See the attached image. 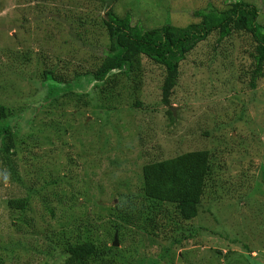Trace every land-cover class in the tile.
I'll use <instances>...</instances> for the list:
<instances>
[{"label":"rangeland","instance_id":"obj_1","mask_svg":"<svg viewBox=\"0 0 264 264\" xmlns=\"http://www.w3.org/2000/svg\"><path fill=\"white\" fill-rule=\"evenodd\" d=\"M235 1L117 0L114 10L144 30L168 22L188 29L202 21L201 12L229 9ZM243 1L256 8L264 35V0ZM101 6L102 0H0V103L14 108L11 125L19 143L25 141L14 159L20 180L0 170L5 264H53L68 241L101 240L110 249L116 233L118 252L106 264L112 258L115 264H226L215 251L229 249L234 257L264 264V77L256 89L249 87L253 34L238 33L220 46L214 35L197 46L181 64L173 106L176 119L182 111L186 120L172 123L158 103L162 70L144 63L145 113L133 106L122 73L116 71L109 91L101 92L94 88L99 82L86 76L107 38ZM47 73L52 79L44 83ZM54 78L67 94L47 107ZM196 148L212 150L217 168L203 198L207 205L184 222L185 230L173 235L169 218L151 236L139 227L141 218L131 224L118 218L116 207L141 192L145 163ZM12 199H29L28 206L10 209ZM192 226L209 230L169 249Z\"/></svg>","mask_w":264,"mask_h":264},{"label":"trees","instance_id":"obj_2","mask_svg":"<svg viewBox=\"0 0 264 264\" xmlns=\"http://www.w3.org/2000/svg\"><path fill=\"white\" fill-rule=\"evenodd\" d=\"M116 1L102 0L103 7H101L104 14L101 16L103 18L101 25L107 38L106 42L100 46L101 56L94 71L86 73V76L101 83L94 85V88L100 89V92L101 90L109 91L108 87L116 71L122 73L126 78L123 85L130 84L132 98L135 101L133 106L143 110V113L148 112L150 107L147 105L149 104L146 105L144 99L140 98L143 89L147 86L145 81L148 76L145 72L148 70H144V63H146L151 66L150 70L163 71L161 81H157L160 92L158 103L165 106L164 112L167 117L172 123H179L180 118L184 121L186 118L184 114H181L182 111L177 114L178 119H176L172 110L174 104L178 102L177 88L183 70L181 64L188 61L197 46L207 41L210 36L217 35V44L220 46L223 41L244 31L252 33L257 42L251 57L253 64L248 73L249 87L256 89L258 80L264 77V35L261 34V27L256 21L258 18L256 8L243 0L231 2L229 9L222 11L210 9L207 12H201L202 21L196 25H189L188 29L174 27L168 22L169 25L151 30L132 26L129 15L119 17L114 10ZM198 26L202 28L196 33ZM217 55L225 61L222 55L218 53ZM50 79L52 77L47 73L44 83ZM54 82L56 83L48 84L49 95L46 101L50 102L45 105L47 107L54 105V102L58 103V97L67 94V92L64 94L65 89L55 78ZM13 110L14 108L0 103V119L6 120L4 126L0 124V170L6 171L11 180L17 181V179L20 180V173L14 164V159L19 155L22 150L19 148L25 141L19 143V136L14 133L11 125L13 118L8 115ZM214 168H217V155L208 148H196L192 152H182L176 157L145 163L141 168V192L138 197L134 196L129 201L125 200L122 207H116V210L120 212V215H117L118 218L127 224L141 218L144 226L139 227L151 236L159 234L163 220L166 222L170 218L176 225V229L172 231L173 235L176 232V234L180 233L185 230L184 222L196 219L201 214L200 209L207 205L203 198L214 177ZM28 201L29 199H12L8 201V205L13 210L24 209L28 206ZM212 201L215 202L216 199ZM205 211L209 214L212 208H207ZM173 216L181 219L182 224L179 225L180 221H175ZM190 228L187 229L185 235H181L182 238L172 237V246L169 249H177V246L182 245L184 240H192L196 234L201 236L204 231L209 230L203 226L197 230H194L193 226ZM103 243L106 244V241H68L64 243V249L58 251L57 257L53 258V264H106L105 258L116 257L118 251H114L115 246L109 249V246ZM215 252L217 253L215 259L220 261V258H224L226 264H254L251 261L255 259L254 257L242 260L243 255L234 257V252L230 249L227 252L222 250ZM180 257L182 260V256ZM113 258L109 264L112 261L115 264ZM185 259L195 260L194 257H185ZM0 264H5L1 256ZM153 264H158V262Z\"/></svg>","mask_w":264,"mask_h":264},{"label":"water","instance_id":"obj_3","mask_svg":"<svg viewBox=\"0 0 264 264\" xmlns=\"http://www.w3.org/2000/svg\"><path fill=\"white\" fill-rule=\"evenodd\" d=\"M174 114H175V109L173 108L172 109ZM113 246H119V242H118V234L116 233L115 237H114V240H113Z\"/></svg>","mask_w":264,"mask_h":264},{"label":"clouds","instance_id":"obj_4","mask_svg":"<svg viewBox=\"0 0 264 264\" xmlns=\"http://www.w3.org/2000/svg\"><path fill=\"white\" fill-rule=\"evenodd\" d=\"M173 109V108H172ZM113 244V243H112Z\"/></svg>","mask_w":264,"mask_h":264}]
</instances>
